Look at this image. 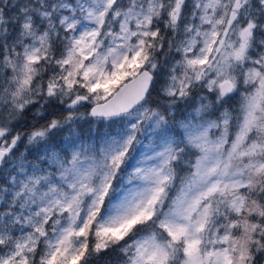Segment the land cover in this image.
<instances>
[{"label":"snow or ice","instance_id":"6c2138e0","mask_svg":"<svg viewBox=\"0 0 264 264\" xmlns=\"http://www.w3.org/2000/svg\"><path fill=\"white\" fill-rule=\"evenodd\" d=\"M0 264H264V0H0Z\"/></svg>","mask_w":264,"mask_h":264}]
</instances>
